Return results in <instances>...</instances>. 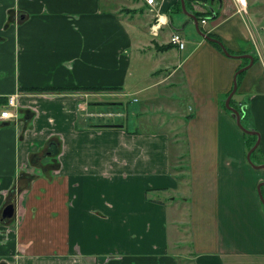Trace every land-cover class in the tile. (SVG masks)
<instances>
[{
	"label": "crops",
	"instance_id": "0c3cea01",
	"mask_svg": "<svg viewBox=\"0 0 264 264\" xmlns=\"http://www.w3.org/2000/svg\"><path fill=\"white\" fill-rule=\"evenodd\" d=\"M177 1L0 0V112H19L0 117V264H264V166L246 161L235 118L221 104L249 58L194 31ZM184 1L230 52L253 55L238 89L249 92L258 122L264 0ZM172 12L191 20L180 49L168 42L179 31ZM145 63L157 80L135 85L132 73L142 76ZM171 77L185 139L181 178L170 167L166 129L125 126L124 110L122 122H96L103 110L90 106L105 102L96 93L127 95ZM75 85L117 88L55 89ZM103 123L110 125L96 126ZM258 123L264 152V119ZM8 203L14 214L3 217ZM181 236L189 262L175 250Z\"/></svg>",
	"mask_w": 264,
	"mask_h": 264
},
{
	"label": "rangeland",
	"instance_id": "374dc122",
	"mask_svg": "<svg viewBox=\"0 0 264 264\" xmlns=\"http://www.w3.org/2000/svg\"><path fill=\"white\" fill-rule=\"evenodd\" d=\"M172 14L174 15L175 13L172 12ZM190 23H191V20L189 19V17L186 16L185 14H182L181 12L173 16L172 24L173 26L179 29L181 34L184 36L185 40L190 39L189 38L190 29L188 28L190 26ZM201 25L202 24L199 23L200 27ZM166 27L168 26H165L164 28ZM194 31L197 32V30L195 29V26H194ZM162 35L163 34L160 33L155 38L159 40V38L162 37ZM149 37H152V36H149ZM132 63H133V67H135L134 60H132ZM148 66H150L148 63L141 65V69H143L142 76H138L137 74L132 73L131 77H134L135 85H136V82L137 84L149 85V84H152L153 81L157 80L158 76L151 75L149 74V71H147ZM174 82H176V79L171 77L168 80L162 82V84L160 83L161 85L158 84V85H154L153 87H150L149 89L147 88L148 90H144V91L142 90V91H138L135 93H129L127 95L120 94V96L115 95L114 93L110 94L108 92H103L102 94L96 93L95 96L98 98L103 97L105 99V103H102L100 105L91 104L90 106H91V109H96V110L102 109L105 112H108V111L116 112L120 110L126 111L128 113V117L127 118L124 117L123 122H125V126H128L130 128L138 127V128H143V129H154V128L166 129L172 141V144H171L172 148L176 152L174 156L175 157L174 165L175 167H179V169L182 167L179 171H176V173L184 177L185 176V172H184L185 139H184V135L181 129L182 124H180L179 118L177 116H174L173 109L175 107H174L173 102L170 99V92L171 91L173 92L176 89L174 86L169 85V83L173 84ZM130 86H134V85H128L126 88L128 89L132 88L130 89L131 91L134 90V88ZM147 92H148V95L151 97H148ZM248 93H245L244 95H239V89H238L237 91L234 92V94L232 95V98L236 99V102H238L240 106V110L243 112L241 115V123L243 124V126L247 129L257 130L260 135L261 125L258 122L264 119V114H263V117L259 119V121L257 122L253 114V110L251 107L252 102H251L250 97L248 96ZM158 95L159 97H157ZM179 95L180 96H178L179 97L178 105L182 108H185L188 100L185 99L186 97L185 95H181V94ZM223 97L225 99L226 97L225 94L223 95ZM109 100H120V101L123 100V102L121 104H111L109 103ZM127 107L128 109H126ZM140 110H143L144 112L143 114L140 115L141 117L136 118L137 115L134 114V111H140ZM97 115L98 116L96 117L97 119L96 122H102V121L106 122L108 120H117L115 122H122V112L120 115L113 114V115H105V116L100 115L98 112ZM261 116H262V113H260L259 117ZM157 124H160L161 126L158 127ZM236 125L239 128L241 135H242V149H243V153L245 154L246 161H248V163L252 166L259 164V163H264V152L262 149H260V143L258 144L256 149H254V152L250 154L251 160L247 159L246 153L249 147L247 138H249L251 142L253 134L244 131L237 123ZM262 193L264 196V189L262 190ZM186 239H184L183 236H181V241L179 244L175 246L176 247L175 250L180 251V253H182V255L184 256V257L182 256L184 260L189 262V255L187 253L188 246H186V243H187Z\"/></svg>",
	"mask_w": 264,
	"mask_h": 264
},
{
	"label": "water",
	"instance_id": "95a60500",
	"mask_svg": "<svg viewBox=\"0 0 264 264\" xmlns=\"http://www.w3.org/2000/svg\"><path fill=\"white\" fill-rule=\"evenodd\" d=\"M180 3H181V7L183 9V11L192 19L193 23H194V26H195V29L197 30V32L204 36L205 38L211 40V41H214L216 43H218V45L220 46L221 50L227 54V55H233V56H238V57H248L249 58V61L239 67L238 69H236L234 71V74H233V77H232V86H231V89L230 91L228 92V94L226 95L225 99H224V105L227 109L230 110L231 114L234 116L235 118V121L236 123L246 132L248 133H252V134H255L257 135L256 136V139L254 141V143L249 147L247 153H246V157L248 160H251L250 159V154L251 152L258 146L259 144V140H260V135H259V132L255 129H247L243 126V124L241 123V113L239 111V109L237 107H235L234 105H232L230 103V99L232 97V95L234 94V92L237 90V75L239 72L243 71L244 69H246L248 66H250L252 63H253V55L250 54V53H237V54H233L231 53L227 48L226 46L224 45V43L218 39L217 37H214V36H211L209 35L206 31H204L200 26H199V23H198V19L199 17L192 11L188 10L186 7H185V1L184 0H180ZM105 103V102H103ZM109 103H111V101H109ZM107 125H110V123H108ZM112 126H122V123H111ZM255 166H264V163H259V164H256ZM264 183V181H260L258 184H257V190H258V194H259V197L262 201V204L264 206V197L262 195V192H261V185ZM14 211H15V205L14 203H8L4 206L3 208V211H2V216L3 217H11L13 216L14 214Z\"/></svg>",
	"mask_w": 264,
	"mask_h": 264
},
{
	"label": "built area",
	"instance_id": "2783aa9c",
	"mask_svg": "<svg viewBox=\"0 0 264 264\" xmlns=\"http://www.w3.org/2000/svg\"><path fill=\"white\" fill-rule=\"evenodd\" d=\"M241 1V0H239ZM147 3L149 4H154L155 0H146ZM202 21H205L204 18H202ZM161 23L159 22V19H157L156 21H154L153 23L150 24V32L154 35H156L159 31ZM168 42H170L172 45L176 46L177 48H183L185 46L186 40L184 38V36L177 30H173L172 33L169 36ZM8 103L10 106H17V99L15 97L14 94L10 95L8 97ZM18 110L17 108H15V110H12L8 107L4 108L1 110L0 112V117L2 119H7V118H11V117H15L18 116ZM100 115H120L121 112L120 111H100L99 112Z\"/></svg>",
	"mask_w": 264,
	"mask_h": 264
},
{
	"label": "trees",
	"instance_id": "16d2710c",
	"mask_svg": "<svg viewBox=\"0 0 264 264\" xmlns=\"http://www.w3.org/2000/svg\"><path fill=\"white\" fill-rule=\"evenodd\" d=\"M175 6L176 7H178V8H181V3H180V0H178L177 2H176V4H175ZM209 35H211V36H214V37H217L218 39H219V37L216 35V34H214V33H212V32H207ZM215 45H217V47L220 49V46L218 45V43H216V42H214V41H212ZM171 44V43H170ZM227 48V47H226ZM228 49V48H227ZM229 50V49H228ZM232 53V52H231ZM243 72H244V70L243 71H241V72H239L238 73V75H237V83H238V85H237V90H238V87H239V84H240V81H241V78H242V75H243ZM67 88H76V89H82V88H92L93 90H99V89H115V88H117V87H115V86H78V85H75V86H70V87H55V89L56 90H65V89H67ZM230 89H231V87H230ZM230 89L225 93V96L228 94V92L230 91ZM236 90V91H237ZM230 103L232 104V105H234L235 107H237L239 110H240V106H239V104H238V102H236V99H233L232 97H231V99H230ZM221 104H222V106L228 111V112H230V110H228L226 107H225V105H224V97L222 98V100H221ZM240 113H241V115H242V111L240 110ZM107 124H103V125H98V124H96V126L97 127H102V126H106ZM253 137H252V141L250 142V140H249V138H247V142L249 143V147H250V145L253 143V141H254V139L256 138V135L255 134H253L252 135ZM170 144H172V141H171V139H170ZM249 147H248V149H249ZM173 149V148H172ZM256 149V148H255ZM252 152H254V150L252 151ZM251 152V153H252ZM175 151H174V154L172 153V155H171V157H170V167H171V170L174 172V171H179L180 169H179V167H175V165H174V161H175V157H174V155H175ZM177 166V165H176ZM181 166H183V165H181ZM177 169V170H176ZM176 176H178V177H182V175H180V174H178V173H176ZM148 192V189H146V193ZM151 198V197H150ZM156 199V198H155Z\"/></svg>",
	"mask_w": 264,
	"mask_h": 264
},
{
	"label": "bare ground",
	"instance_id": "6f19581e",
	"mask_svg": "<svg viewBox=\"0 0 264 264\" xmlns=\"http://www.w3.org/2000/svg\"><path fill=\"white\" fill-rule=\"evenodd\" d=\"M244 1V0H243Z\"/></svg>",
	"mask_w": 264,
	"mask_h": 264
}]
</instances>
